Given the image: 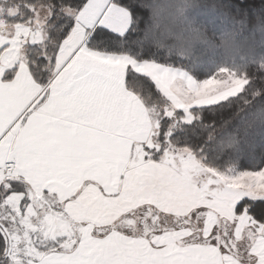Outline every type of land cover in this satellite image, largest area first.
<instances>
[{
    "label": "snow or ice",
    "instance_id": "snow-or-ice-1",
    "mask_svg": "<svg viewBox=\"0 0 264 264\" xmlns=\"http://www.w3.org/2000/svg\"><path fill=\"white\" fill-rule=\"evenodd\" d=\"M0 264H264V0H0Z\"/></svg>",
    "mask_w": 264,
    "mask_h": 264
},
{
    "label": "trees",
    "instance_id": "trees-1",
    "mask_svg": "<svg viewBox=\"0 0 264 264\" xmlns=\"http://www.w3.org/2000/svg\"><path fill=\"white\" fill-rule=\"evenodd\" d=\"M241 3H256L257 0H240Z\"/></svg>",
    "mask_w": 264,
    "mask_h": 264
}]
</instances>
